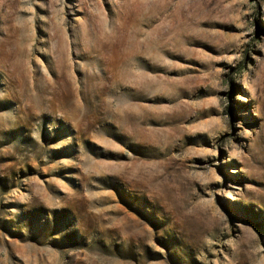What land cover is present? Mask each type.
Returning <instances> with one entry per match:
<instances>
[{
  "label": "rangeland",
  "instance_id": "obj_1",
  "mask_svg": "<svg viewBox=\"0 0 264 264\" xmlns=\"http://www.w3.org/2000/svg\"><path fill=\"white\" fill-rule=\"evenodd\" d=\"M0 264H264V0H0Z\"/></svg>",
  "mask_w": 264,
  "mask_h": 264
}]
</instances>
